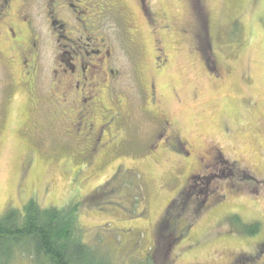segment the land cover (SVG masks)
Wrapping results in <instances>:
<instances>
[{"label": "rangeland", "instance_id": "obj_1", "mask_svg": "<svg viewBox=\"0 0 264 264\" xmlns=\"http://www.w3.org/2000/svg\"><path fill=\"white\" fill-rule=\"evenodd\" d=\"M10 5L0 36L17 24L27 52L0 37V215L76 205L82 240L113 264H159L170 215L163 264H264V0H62L64 31L48 0ZM97 44L95 72L66 71L85 52L96 64Z\"/></svg>", "mask_w": 264, "mask_h": 264}, {"label": "trees", "instance_id": "obj_2", "mask_svg": "<svg viewBox=\"0 0 264 264\" xmlns=\"http://www.w3.org/2000/svg\"><path fill=\"white\" fill-rule=\"evenodd\" d=\"M242 178L251 177L244 174ZM190 188L189 185L181 193L183 205L192 196L202 199L201 203L208 199L205 198L211 190L208 183ZM77 210L76 205L41 208L34 199L28 201L22 210L8 208L0 215V264H13L18 257L29 260L30 264H113L107 256L84 243ZM169 219L170 215L160 228L157 242L159 264L167 260L176 241L171 239ZM242 232L255 235L259 232V225H246ZM253 260L256 259L253 257ZM153 264H157L156 261Z\"/></svg>", "mask_w": 264, "mask_h": 264}, {"label": "flooded vegetation", "instance_id": "obj_3", "mask_svg": "<svg viewBox=\"0 0 264 264\" xmlns=\"http://www.w3.org/2000/svg\"><path fill=\"white\" fill-rule=\"evenodd\" d=\"M11 1L12 0H0V20L3 19L6 16L5 14L7 13V10L11 9V5H10ZM44 1H47V0H44ZM57 1H62V0H48V5H49L48 7H49V11L51 12L50 13V17H49V19L51 21L50 24L53 27H55V28H57V26L59 25L58 28H60V29H62L64 31L65 25H64V23L61 22V18L57 16V13H59L60 12L59 10H61V9L59 8L58 10H55V5H56ZM139 1H140V5L141 6H143V4H145V0H139ZM27 2H28V0H25V3H27ZM78 3H79V1H78ZM70 7H72V9L76 8V6L74 4H71ZM55 16H57V17H55ZM24 21H25V19H24ZM1 32H3V31H1ZM34 34H36V33H34ZM64 36L65 35H61V38L62 39L65 38ZM0 37L3 40L5 38L9 39L10 44L13 41L12 42L13 44H11L10 50L16 51V50H14L16 48L17 51H18L17 53H19V51H22L21 49H23V51H22L23 52V56L26 54L27 48L25 46V42H24V38H23V31L21 30V28L17 24H15V25L14 24L13 25H7L6 28H5V31L3 32V34H1ZM35 38H37L38 42H40V40H41L40 38L41 37H40L39 34H36ZM35 38H34V42H35ZM65 40L68 41L66 38H65ZM4 41H6V40H4ZM87 41H90V39H87ZM77 42H80V40H78ZM35 47H36V45L34 43H32L31 44V48H32L33 51H34ZM95 47L96 48H95L94 51H92V54L97 56L96 61H95L97 65L93 64L92 63L93 61H86L87 60L86 58L89 55V53L86 54V52L84 53L82 61L81 62L80 61L77 62L78 64L77 63L73 64V63L70 62V61L73 60V58H71V60L70 59H66L65 60V59L61 58L60 61L65 65V67L69 68V69H66V71H69V74H73V73H75L77 71V72L80 73V78H82L84 80L86 72H88L89 70H92V71L95 72L99 68L100 62L102 60V59H99V56H101V54H102V50L100 48H103V46L97 44V45H95ZM32 50H30L28 52L31 55L33 54ZM72 51H74L73 55L75 56V54H76L75 50L72 49ZM85 54H86L87 57L85 56ZM107 56H109V53H107L105 57H107ZM71 57H72V55H71ZM22 59L20 57V60H22ZM23 65L25 66V68H28L27 71H26L27 75H30V73H33L34 67L32 65V60H31V63H30V61L26 60L23 63ZM114 73H115L114 70H112V69L109 70L108 69L107 74H105V76H104V79H109V76L114 75ZM82 79L76 80V81H79V82H77V85L80 82H83ZM93 86L88 89L87 98L86 99L83 98L82 103L86 104L87 101L93 102V99L96 97V92L93 90ZM88 128L90 130H92L93 129V125L90 124L88 126ZM163 131L165 132L166 130H163ZM101 134H99V135H101ZM161 136H162L161 138H163V135H161ZM168 139L169 138H167L165 140H168ZM97 141H100V137L99 136H98V140Z\"/></svg>", "mask_w": 264, "mask_h": 264}]
</instances>
